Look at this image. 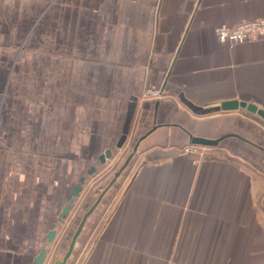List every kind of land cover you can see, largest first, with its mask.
<instances>
[{"label":"crops","instance_id":"1","mask_svg":"<svg viewBox=\"0 0 264 264\" xmlns=\"http://www.w3.org/2000/svg\"><path fill=\"white\" fill-rule=\"evenodd\" d=\"M260 18L264 0H0V264L67 249L72 189L135 145L66 264H264V120L222 109L264 111V43L215 35Z\"/></svg>","mask_w":264,"mask_h":264},{"label":"rangeland","instance_id":"2","mask_svg":"<svg viewBox=\"0 0 264 264\" xmlns=\"http://www.w3.org/2000/svg\"><path fill=\"white\" fill-rule=\"evenodd\" d=\"M128 150H129V154L125 157V159H123L124 156H122L123 154L121 153L116 158V161L114 162L113 166L110 167L108 170H106V173L112 174L111 181L113 182L109 181L107 183L101 184V182H103L104 180L101 181L99 179L95 180V178L94 180H91V182L89 180L87 182H84L80 193L78 194L77 197L74 198L73 204L69 205V212L63 219L65 220L64 226L69 227L68 231L70 233L75 229V227L78 226L84 213H86L92 207V205L97 201L96 199L100 198L99 199L100 202L101 200H103L101 204H98L95 207L96 209H100V210H104V212H108L113 208L117 199L125 190V187L134 171L133 161L135 159V153H132L133 149L131 147H129ZM130 154H132V157L129 159L128 163L124 166ZM111 159H115V158L111 157L110 160ZM117 172L119 173V175L115 177V173ZM62 226L63 225H61V227ZM61 235L62 234L59 235V238ZM62 241L63 239H59V243H62ZM58 247L59 249L57 251L56 249ZM50 249H51L50 250L51 256L49 257L48 264H54L55 260H60L67 250L65 243H62L61 245L54 244V247L53 248L51 247ZM78 252L79 250L77 251V254H75V256L78 255Z\"/></svg>","mask_w":264,"mask_h":264},{"label":"water","instance_id":"3","mask_svg":"<svg viewBox=\"0 0 264 264\" xmlns=\"http://www.w3.org/2000/svg\"><path fill=\"white\" fill-rule=\"evenodd\" d=\"M238 107L245 109L246 111L256 115L257 117H259L260 119L264 120V111L262 109L257 108L256 106L252 105V104H247L244 102H228V103H224L222 104V109L223 110H235ZM191 143L195 144V145H202V146H215L218 143V140H207V139H201V138H196V137H191ZM136 145L133 147L132 153L135 152L136 150ZM132 157V154L129 155V157L127 158L124 166L128 163L129 159ZM111 158V153L110 151H105L102 155H100L99 157V161L100 163H104L106 159H110ZM93 171H88V174H91ZM119 175V173H115V177H117ZM84 183V178L82 177L79 180V184H77L71 191V197L68 200V203L66 206H64L60 212L59 215V220L62 221L64 219V217L67 215V213L69 212V205H72L74 202V198L78 196V194L81 191V185ZM100 199V198H99ZM99 199L92 205V207L86 212L84 213L82 219L80 220L77 229L75 230V232L73 233L71 239H70V243L68 245V248L66 250V252L64 253L63 257L60 260H55L54 264H66L67 260L69 259L70 255L72 254L76 239L82 229V226L84 225L87 217L91 214V212L94 210V208L97 206ZM55 237V233L54 232H50L47 235V240L48 242H52L53 239ZM46 249H41L37 255V257L35 258L34 262L35 264H42L45 256H46Z\"/></svg>","mask_w":264,"mask_h":264},{"label":"built area","instance_id":"4","mask_svg":"<svg viewBox=\"0 0 264 264\" xmlns=\"http://www.w3.org/2000/svg\"><path fill=\"white\" fill-rule=\"evenodd\" d=\"M215 35L219 42L229 44H241L251 41L264 43V18L241 21L233 26L221 25L215 29ZM160 95L157 90L146 91L144 97L156 98ZM196 148L193 145L183 148V153H195Z\"/></svg>","mask_w":264,"mask_h":264}]
</instances>
